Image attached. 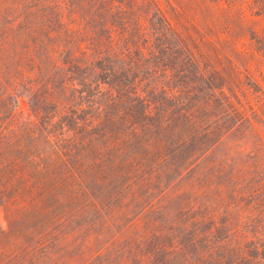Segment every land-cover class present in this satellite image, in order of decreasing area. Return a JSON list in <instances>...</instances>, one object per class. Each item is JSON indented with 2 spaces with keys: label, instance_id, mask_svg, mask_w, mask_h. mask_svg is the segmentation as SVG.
<instances>
[{
  "label": "trees",
  "instance_id": "trees-1",
  "mask_svg": "<svg viewBox=\"0 0 264 264\" xmlns=\"http://www.w3.org/2000/svg\"><path fill=\"white\" fill-rule=\"evenodd\" d=\"M0 209V264H264V0H0Z\"/></svg>",
  "mask_w": 264,
  "mask_h": 264
},
{
  "label": "rangeland",
  "instance_id": "rangeland-1",
  "mask_svg": "<svg viewBox=\"0 0 264 264\" xmlns=\"http://www.w3.org/2000/svg\"><path fill=\"white\" fill-rule=\"evenodd\" d=\"M238 136H239L238 133H234V134H232L231 136L228 137V140L227 141H230L231 142L232 140H234ZM3 221H4L3 213H2V211L0 209V225L3 224Z\"/></svg>",
  "mask_w": 264,
  "mask_h": 264
}]
</instances>
